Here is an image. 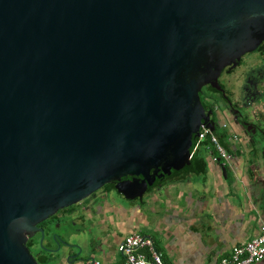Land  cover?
Masks as SVG:
<instances>
[{"label": "water", "instance_id": "1", "mask_svg": "<svg viewBox=\"0 0 264 264\" xmlns=\"http://www.w3.org/2000/svg\"><path fill=\"white\" fill-rule=\"evenodd\" d=\"M263 39L264 0H0V264H39L37 224L105 184L141 196L192 163L200 84ZM97 233L47 264H87Z\"/></svg>", "mask_w": 264, "mask_h": 264}, {"label": "crops", "instance_id": "2", "mask_svg": "<svg viewBox=\"0 0 264 264\" xmlns=\"http://www.w3.org/2000/svg\"><path fill=\"white\" fill-rule=\"evenodd\" d=\"M261 98L256 104L264 111ZM219 122V141L231 155L229 162L222 159L225 175L214 147L204 141L190 168H177L141 196L118 197L105 189L99 205L87 203L86 217L74 215L73 230L98 231L93 256L101 264H119L120 243L133 232L151 237L166 264H216L257 235L264 224V133L250 141L230 120ZM237 133L241 137L233 139Z\"/></svg>", "mask_w": 264, "mask_h": 264}, {"label": "flooded vegetation", "instance_id": "3", "mask_svg": "<svg viewBox=\"0 0 264 264\" xmlns=\"http://www.w3.org/2000/svg\"><path fill=\"white\" fill-rule=\"evenodd\" d=\"M247 57L250 58L249 61L246 60ZM214 83L215 86L211 85V82L200 84L203 113H208L211 131L218 136V123L221 118H224L236 124L241 129L242 136H248L250 141L263 134L264 111L258 108L256 101L264 95V39L255 49L239 55L232 63L220 68ZM197 134L198 132L194 134L195 142ZM232 137L238 139L241 134H233ZM105 189L103 186L84 199L80 208H84L87 212L89 209L87 203L94 202L99 205L103 201ZM76 208L77 205H72L60 209L37 226L43 229L45 235L50 225L62 220L66 225L65 233L67 234L71 232L69 228L74 223L72 213ZM37 235L40 236V233L35 236ZM31 239H28L30 252L33 247Z\"/></svg>", "mask_w": 264, "mask_h": 264}, {"label": "built area", "instance_id": "4", "mask_svg": "<svg viewBox=\"0 0 264 264\" xmlns=\"http://www.w3.org/2000/svg\"><path fill=\"white\" fill-rule=\"evenodd\" d=\"M223 126H226L225 124ZM207 141L225 162L231 159L230 153L220 143L218 136L209 127L202 124L197 137L196 147ZM208 148L210 146H207ZM123 257L119 264H166L162 253L156 248L151 237L133 232L124 237L120 243ZM264 258V224L251 240L234 246L228 255L221 257L216 264H254ZM87 264H101L98 258L90 259Z\"/></svg>", "mask_w": 264, "mask_h": 264}, {"label": "rangeland", "instance_id": "5", "mask_svg": "<svg viewBox=\"0 0 264 264\" xmlns=\"http://www.w3.org/2000/svg\"><path fill=\"white\" fill-rule=\"evenodd\" d=\"M250 58H246L247 61H249ZM108 191L110 193H113L115 196H122L120 194L117 193V191L112 188V189H108ZM66 225L64 222L61 221H57V223H55L54 225H50L48 227V230L46 231L44 237L41 239L40 236H35L34 238V242H33V247L31 248V254L33 255H39L40 253L44 255V257H48L49 254H51L49 251L50 250H54L59 246H63L64 242L67 240V234L69 232H66ZM70 231L73 230V226H71V228H69ZM43 250H42V249ZM37 257V261L39 264H45L43 263L42 260L38 259Z\"/></svg>", "mask_w": 264, "mask_h": 264}, {"label": "trees", "instance_id": "6", "mask_svg": "<svg viewBox=\"0 0 264 264\" xmlns=\"http://www.w3.org/2000/svg\"><path fill=\"white\" fill-rule=\"evenodd\" d=\"M195 137V135H193V138ZM179 168H181V167H185V168H190V165H188V166H186V164H184V163H182V164H180L179 166H178ZM162 180H164V179H161L160 181H158L157 183H159V182H161ZM156 183V184H157ZM155 184V185H156ZM104 188H106L107 190L108 189H112V188H114L113 187V185L112 184H105L104 185ZM151 188V187H150ZM149 188V189H150ZM34 238H35V236L34 237H32V239H31V243L33 244V242H34ZM35 256V255H34ZM38 256V259L39 260H42L43 261V263H45V260H46V258L44 257V255L43 254H39V255H37ZM35 259H37V257L35 256Z\"/></svg>", "mask_w": 264, "mask_h": 264}]
</instances>
